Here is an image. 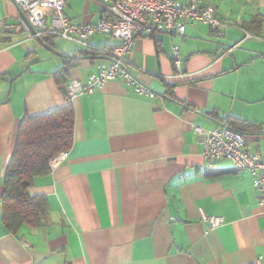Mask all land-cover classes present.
Wrapping results in <instances>:
<instances>
[{
	"label": "crops",
	"instance_id": "0c3cea01",
	"mask_svg": "<svg viewBox=\"0 0 264 264\" xmlns=\"http://www.w3.org/2000/svg\"><path fill=\"white\" fill-rule=\"evenodd\" d=\"M70 1L64 14L74 23H96L111 4ZM212 3L222 36L190 22L184 35L135 40L129 69L154 97L118 79L70 98L53 73L74 60L66 87L85 83L119 41L96 34L70 47L56 37L53 48L17 31L21 9L0 0V264H251L264 255V207L251 173L229 159L208 160L194 132L243 119L247 150L264 151V34L243 27L264 14V0ZM88 48L103 53L81 54ZM167 85L176 86L174 97ZM68 103L77 113L74 145L30 189L48 199L49 212L40 226L12 233L2 223V196L20 124ZM214 215L224 224L211 228L205 216Z\"/></svg>",
	"mask_w": 264,
	"mask_h": 264
},
{
	"label": "built area",
	"instance_id": "2783aa9c",
	"mask_svg": "<svg viewBox=\"0 0 264 264\" xmlns=\"http://www.w3.org/2000/svg\"><path fill=\"white\" fill-rule=\"evenodd\" d=\"M106 15L96 23H74L65 14V0H14L23 10L35 28L32 34L22 22L17 31L26 30L30 35L42 37L51 35L62 37L77 43L87 44L90 37L106 34L114 37L119 44L109 52L110 62H101L91 72L85 83L71 81L67 87L68 96L94 93L111 80H124L137 92L155 94L140 84L129 69V57L138 37H152L156 33L184 35L188 23L202 22L216 34L222 36L224 25L212 0H110ZM174 63L181 71L179 48L173 47ZM195 134L202 136L203 154L210 161L229 159L234 166L247 170L253 177V183L260 193L259 206L264 207V151L247 150L246 135L228 124L214 128H194ZM66 152L55 155L50 166L56 167L65 157ZM211 228L224 224L222 216H205ZM251 264H264V255Z\"/></svg>",
	"mask_w": 264,
	"mask_h": 264
},
{
	"label": "trees",
	"instance_id": "16d2710c",
	"mask_svg": "<svg viewBox=\"0 0 264 264\" xmlns=\"http://www.w3.org/2000/svg\"><path fill=\"white\" fill-rule=\"evenodd\" d=\"M243 27L252 34H264V14L258 13L243 23ZM153 37V36H152ZM45 43L55 47L56 36L44 35ZM103 52L88 48L81 54L100 56ZM74 60L53 74L63 93L68 96L67 82L69 70L76 66ZM166 94L174 97L175 85H167ZM77 113L74 105L55 111L23 118L16 141L13 157L6 168L4 192L2 196V223L12 233H17L23 225L40 226L49 212V201L43 195L33 196L30 189L35 177L43 176L51 171V159L69 151L75 140ZM229 126L246 131L248 123L239 118L223 119Z\"/></svg>",
	"mask_w": 264,
	"mask_h": 264
},
{
	"label": "rangeland",
	"instance_id": "374dc122",
	"mask_svg": "<svg viewBox=\"0 0 264 264\" xmlns=\"http://www.w3.org/2000/svg\"><path fill=\"white\" fill-rule=\"evenodd\" d=\"M88 1H91V3H93V9H95L96 8V3L94 2V1H92V0H88ZM96 1H98V0H96ZM81 2H82V0H71L70 1V5H74V4H76V3H78V4H81ZM68 8H69V6H68ZM68 10H66V12H67ZM57 43L59 44V45H65V46H70V47H72V46H75V45H77L76 43H74V42H72V41H69V40H67V39H64V38H57Z\"/></svg>",
	"mask_w": 264,
	"mask_h": 264
},
{
	"label": "water",
	"instance_id": "95a60500",
	"mask_svg": "<svg viewBox=\"0 0 264 264\" xmlns=\"http://www.w3.org/2000/svg\"><path fill=\"white\" fill-rule=\"evenodd\" d=\"M20 13H21L22 20H23L24 24L27 26V28L29 29V31H30L32 34H35V33H36V30H35V28L31 25V23L29 22V20H28L26 14H25V12H24L23 10H21ZM39 39L42 40L41 37H39ZM46 47L49 48L48 46H46ZM49 49H50V48H49ZM50 50H52V49H50ZM52 51H53L54 53H57V52L54 51V50H52ZM134 78H135V76H134Z\"/></svg>",
	"mask_w": 264,
	"mask_h": 264
}]
</instances>
